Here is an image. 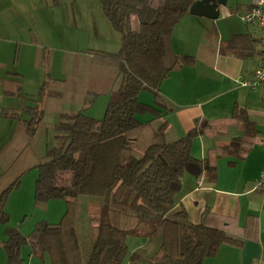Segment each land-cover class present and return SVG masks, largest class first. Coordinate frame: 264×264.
<instances>
[{"label": "trees", "instance_id": "16d2710c", "mask_svg": "<svg viewBox=\"0 0 264 264\" xmlns=\"http://www.w3.org/2000/svg\"><path fill=\"white\" fill-rule=\"evenodd\" d=\"M99 1L111 28L120 35V49L115 54L84 53L79 75L89 83L95 82L90 69L100 68L112 76L104 116L88 117L84 107L59 113L52 127L55 143L35 165L34 206L43 208L58 199L66 202L67 210L58 223L37 222L27 236L5 228L0 247L6 264H22L23 246L46 255L49 264H83L71 216L79 196L102 198L99 216L91 218L95 237L86 264H202L221 245L240 246L244 236L236 234L232 220L206 208L200 222L192 224L185 210L176 208L185 173L196 178L204 175L208 181L215 178L209 160L190 154L192 140L207 125L175 140L167 137L165 121L156 129L152 126L165 107L158 93L161 82L170 71L192 61L189 56H176L168 63L166 57L168 39L194 0ZM142 91L153 95L154 106L138 101ZM99 93L88 91L84 106ZM27 99L32 105L24 108L22 123L25 133L33 136L43 111L38 109L39 98ZM143 115L151 119L142 122L138 116ZM233 117L246 130L252 129L242 109L235 107ZM239 148L234 141L221 152L236 153ZM58 171L71 173L69 185L54 184ZM17 184L0 192V217L7 195ZM136 237L143 243L130 250L127 240Z\"/></svg>", "mask_w": 264, "mask_h": 264}, {"label": "crops", "instance_id": "0c3cea01", "mask_svg": "<svg viewBox=\"0 0 264 264\" xmlns=\"http://www.w3.org/2000/svg\"><path fill=\"white\" fill-rule=\"evenodd\" d=\"M51 1L52 6L58 4L57 0ZM15 3V0H0V94L16 98L19 104L2 107L1 117L22 123V119L11 117L25 115L24 108L32 105L27 98L33 96L21 93V86L26 85L27 76L40 83L42 72L46 73V79L36 95L42 118L50 109L58 116L63 111L82 109L88 91L107 94L112 76L97 68L88 71L95 82L83 79L79 74L84 53L79 51H71L72 60L66 58L64 66L62 63L70 73L63 77L51 75L53 49L49 50L46 37L21 19L22 9ZM249 6V0H225L216 20L188 13L182 17L168 39L166 61L169 63L176 56H189L192 61L170 71L161 82L158 93L165 107L161 110L162 117L152 121L155 129L162 122L167 123L170 140L183 137L196 126L207 125L204 133L192 140L190 154L198 160H209L215 166V178L208 181L204 175L196 178L185 173L175 197L176 208L182 207L192 224L199 223L209 208L214 215L232 220L236 234L244 238L238 247L221 245L202 264H264V190L257 185L264 172V85L250 88L239 84L240 80H250L264 60V26L240 19ZM48 20L52 26V19ZM91 24L97 35L93 17ZM19 25L25 27L24 32ZM51 26H46L49 33ZM105 51L99 52L115 54ZM148 93L151 101L147 96L146 101L138 96V101L154 106L153 95ZM235 107L245 112L251 130L234 119ZM147 116L142 122L151 119ZM234 141L239 142L238 152H221ZM132 243L135 248L142 245ZM29 258L26 264H49L44 255L31 253ZM0 264H6L5 253L3 257L0 255Z\"/></svg>", "mask_w": 264, "mask_h": 264}, {"label": "rangeland", "instance_id": "374dc122", "mask_svg": "<svg viewBox=\"0 0 264 264\" xmlns=\"http://www.w3.org/2000/svg\"><path fill=\"white\" fill-rule=\"evenodd\" d=\"M15 2L22 9L21 19H25L28 24L30 23L35 27L41 36L46 37L49 50L53 49L52 56L54 55L55 60L53 70L50 72L51 75L63 77L65 73H70L71 70H65L62 63L64 66L63 61L66 58V60L69 58L72 60L71 57L74 54L71 51L98 53L101 50H106V53H116L120 49V35L111 28L102 12L99 0H57L56 6H52L51 0H15ZM92 17L95 20L97 32L99 31L97 35H94L91 24ZM48 19H52V26ZM46 26L53 28L52 33H49ZM19 28L24 32V26L19 25ZM30 63H32V59H30ZM26 73L28 72L26 71ZM41 74L40 83H34L33 78L27 76L26 85L21 86V93L32 95L35 98L41 83L46 79V73L42 72ZM138 96L141 101H146L144 99L146 96L151 101L148 92L142 91ZM108 100L107 94L96 96L92 103L84 106V114L97 120L102 119ZM9 103L18 106L19 101L16 98H5L0 94V113L1 108L9 105ZM68 107L75 110L79 109L76 105H68ZM21 115L22 120L26 119L23 113ZM148 118L147 115L138 116L140 121H145ZM57 120L58 114L55 111L51 109L45 111L34 135L30 136L25 133L24 126L20 121L8 120L0 115V192L14 182L18 183L9 192L2 207L0 217L1 241L6 239L5 228L16 229L20 235L27 236L37 222L58 223L67 210L66 202L58 199L50 200L43 208L34 206V186L37 179L35 165L37 159L44 155L45 150L55 143L52 126ZM70 180V172L58 171L54 184L69 185ZM101 205V197L79 196L71 208L74 233L83 264L88 261L95 237L94 224L91 222V218L99 216ZM133 241L139 245L143 243V238H128L127 243L130 250L136 247L133 245ZM30 254L29 246L21 248L24 264L30 259ZM0 255L1 257L4 256V251L1 248ZM44 256L48 262V257Z\"/></svg>", "mask_w": 264, "mask_h": 264}, {"label": "built area", "instance_id": "2783aa9c", "mask_svg": "<svg viewBox=\"0 0 264 264\" xmlns=\"http://www.w3.org/2000/svg\"><path fill=\"white\" fill-rule=\"evenodd\" d=\"M250 6L240 19L244 23H253L257 26H264V0H249ZM243 87L253 88L258 84L264 85V60L255 68L250 80H240ZM258 187L264 190V172H261L257 183Z\"/></svg>", "mask_w": 264, "mask_h": 264}, {"label": "water", "instance_id": "95a60500", "mask_svg": "<svg viewBox=\"0 0 264 264\" xmlns=\"http://www.w3.org/2000/svg\"><path fill=\"white\" fill-rule=\"evenodd\" d=\"M225 5V0H194L189 6L188 14L216 20L219 16V7Z\"/></svg>", "mask_w": 264, "mask_h": 264}]
</instances>
